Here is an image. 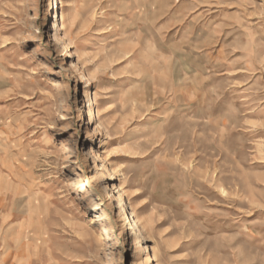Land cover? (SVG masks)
Masks as SVG:
<instances>
[{"label": "rangeland", "instance_id": "obj_1", "mask_svg": "<svg viewBox=\"0 0 264 264\" xmlns=\"http://www.w3.org/2000/svg\"><path fill=\"white\" fill-rule=\"evenodd\" d=\"M58 3L0 0V264H264V0Z\"/></svg>", "mask_w": 264, "mask_h": 264}, {"label": "bare ground", "instance_id": "obj_2", "mask_svg": "<svg viewBox=\"0 0 264 264\" xmlns=\"http://www.w3.org/2000/svg\"><path fill=\"white\" fill-rule=\"evenodd\" d=\"M55 1H56V4H55V5H56L57 7H59L58 0H55ZM10 251H11L10 248H8V249L5 251L7 256H9ZM147 252H148V256L151 255V250H150V248H148V247H147ZM155 257H156V256H155ZM2 260H3V262H5L6 259L4 258V259H2ZM27 264H28V263H27Z\"/></svg>", "mask_w": 264, "mask_h": 264}]
</instances>
